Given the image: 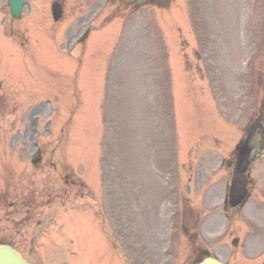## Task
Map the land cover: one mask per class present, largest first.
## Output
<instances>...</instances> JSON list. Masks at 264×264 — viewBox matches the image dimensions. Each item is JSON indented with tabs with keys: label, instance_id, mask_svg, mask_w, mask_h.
I'll return each mask as SVG.
<instances>
[{
	"label": "rangeland",
	"instance_id": "374dc122",
	"mask_svg": "<svg viewBox=\"0 0 264 264\" xmlns=\"http://www.w3.org/2000/svg\"><path fill=\"white\" fill-rule=\"evenodd\" d=\"M89 1L64 0L67 19L54 25L50 14L53 0H27L20 20L12 19L6 0H0V139L6 137L0 147L11 151L17 146L18 151L12 152L23 168L32 149L41 145L47 150L44 158L54 168L50 172L28 167L16 170L15 182H9L0 194V233H12L14 245L37 264H121L108 247L93 211L82 214L86 208L93 209L94 202L84 204L81 196L116 195L119 215L134 213L129 216L131 233L119 235L128 264H194L206 254L238 263L223 246V230L210 229L208 187L211 171L229 155L217 148L221 142L225 150L235 146L244 115L255 108L252 98L259 68L253 53L259 39L256 26L261 22L264 34V0L257 10L249 8L255 0H170L168 9L144 8L128 22L119 18L75 46L70 38L76 41L84 29L86 23L80 16L90 13ZM212 32L216 37L210 42ZM117 34V40L113 39ZM259 45L264 48V41ZM194 48L201 49L198 56ZM167 54L178 57L175 61L186 70L184 86L189 91L185 97L179 96L178 121L174 110L178 90L172 81L176 75L178 84L182 82L183 70L175 69L172 62L167 64ZM98 59L101 63L96 68ZM110 60L117 82L108 88L103 110H99L96 90L106 86ZM147 60L148 66L143 68ZM260 62L264 67V50ZM143 74L148 79L145 87L140 80ZM245 84L249 96L243 98ZM79 90L87 100L83 115L78 107ZM37 116L45 118L39 130L42 139L32 127ZM70 116L72 131L64 142L60 138L63 123ZM177 123L178 139L174 137ZM98 127V144L104 148L96 159L100 151L91 141L97 137ZM199 136L205 138L202 149L206 144L212 146L207 155L216 153L215 158L204 163L199 158L198 165L188 170L186 165L197 157L192 154L190 162L182 165L186 171L179 169L178 162L189 157ZM212 138L219 143L211 142ZM167 141L169 147L175 145L177 166L159 167L156 154ZM141 151L147 154L136 153ZM7 154L0 152L5 166L14 162ZM97 164L102 171H98L96 183L91 175L94 172L95 176ZM261 168L264 161L254 166V173ZM163 175L169 176L166 183ZM220 175L216 176L218 184ZM260 182L264 184V179ZM163 184L164 198L158 199ZM106 187L111 194L105 192ZM12 200L17 204L10 207ZM169 201L179 204V212L165 222L157 218V212L170 206ZM56 210L59 212L43 234L53 239L55 229V240L40 251L43 238H39L32 249L31 236ZM257 210L255 201L249 204L246 218ZM254 242L250 247L261 245Z\"/></svg>",
	"mask_w": 264,
	"mask_h": 264
},
{
	"label": "flooded vegetation",
	"instance_id": "af4514ba",
	"mask_svg": "<svg viewBox=\"0 0 264 264\" xmlns=\"http://www.w3.org/2000/svg\"><path fill=\"white\" fill-rule=\"evenodd\" d=\"M122 4L124 5L128 0H121ZM148 3L150 0L147 1ZM94 10L91 11V14L96 10V5H91ZM90 15L86 17V19L90 18ZM262 64L260 65L259 69V75L257 78V84H256V101L259 103V110L256 113L255 119L250 120L249 123L252 124V126L249 128L247 135L253 137L254 134H256V131L259 130V132L262 135L261 139V147L258 149L256 152V157L257 158H264V70L262 69ZM247 89V88H244ZM237 158H235V162L231 165L233 167L230 169L229 173V180L226 183L225 190L223 193V201H224V206L226 207L225 214L228 217H235L238 215L242 209L243 206L247 203L246 198L248 194L250 193V185L251 181L250 178L248 177V171L246 170L245 163L248 160L247 154H244V158L242 162L239 164V161L237 162ZM252 190V188H251ZM218 196V194L215 195V197ZM264 197V195H263ZM245 202V204H244ZM244 204V205H243ZM13 206V205H11ZM234 232H237V234L242 233L241 228H234ZM0 240L13 243V234L10 232H5V233H0ZM31 243L33 244L36 240V237L34 235L31 236ZM240 237L238 239L233 240V242H237V245L239 244ZM19 248V247H18Z\"/></svg>",
	"mask_w": 264,
	"mask_h": 264
},
{
	"label": "water",
	"instance_id": "95a60500",
	"mask_svg": "<svg viewBox=\"0 0 264 264\" xmlns=\"http://www.w3.org/2000/svg\"><path fill=\"white\" fill-rule=\"evenodd\" d=\"M141 1V0H138ZM25 0H8V4L10 5L11 14L16 17H21L22 5ZM57 8L55 7L54 13L56 18L59 17L57 12ZM0 264H30L28 263L15 249L8 245H0ZM201 264H223L220 261L207 258Z\"/></svg>",
	"mask_w": 264,
	"mask_h": 264
}]
</instances>
